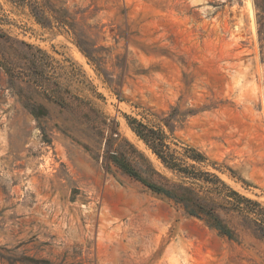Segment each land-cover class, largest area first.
Returning a JSON list of instances; mask_svg holds the SVG:
<instances>
[{
    "label": "rangeland",
    "instance_id": "374dc122",
    "mask_svg": "<svg viewBox=\"0 0 264 264\" xmlns=\"http://www.w3.org/2000/svg\"><path fill=\"white\" fill-rule=\"evenodd\" d=\"M61 1L74 31L0 0V264H264L241 218L224 235L109 159L174 177L136 118L264 206V0Z\"/></svg>",
    "mask_w": 264,
    "mask_h": 264
},
{
    "label": "trees",
    "instance_id": "16d2710c",
    "mask_svg": "<svg viewBox=\"0 0 264 264\" xmlns=\"http://www.w3.org/2000/svg\"><path fill=\"white\" fill-rule=\"evenodd\" d=\"M10 1L21 7H27L36 21L44 27H56L65 31L75 30V19L64 6L65 1L59 0V5L58 0ZM256 6L264 17V5L256 1ZM9 40L10 37H6L4 41ZM0 63H3V60L0 59ZM129 124L174 177L164 176L155 168L152 161L133 145L131 146L139 157L147 164L144 170L135 165L131 154L127 151L111 146L109 159L123 172L172 201L186 215L203 220L208 226L224 235L235 236V230L226 219L234 216L241 218L244 227L264 239L262 203L242 194L223 180L217 172L206 168V165L214 166L215 163L210 162L205 153L193 146L181 145L173 141L162 128L150 127L136 118L129 121ZM215 169L219 170V168ZM155 176L162 180H153Z\"/></svg>",
    "mask_w": 264,
    "mask_h": 264
}]
</instances>
